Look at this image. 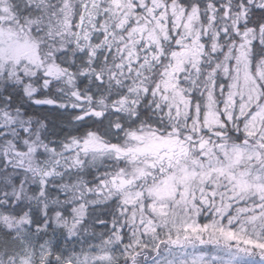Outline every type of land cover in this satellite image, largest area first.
I'll return each mask as SVG.
<instances>
[{
	"label": "snow or ice",
	"instance_id": "obj_1",
	"mask_svg": "<svg viewBox=\"0 0 264 264\" xmlns=\"http://www.w3.org/2000/svg\"><path fill=\"white\" fill-rule=\"evenodd\" d=\"M0 264H264V0H0Z\"/></svg>",
	"mask_w": 264,
	"mask_h": 264
}]
</instances>
